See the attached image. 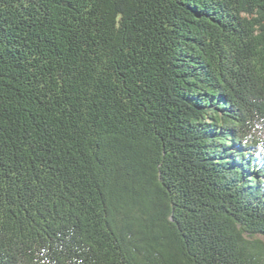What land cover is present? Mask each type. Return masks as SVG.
<instances>
[{
  "label": "trees",
  "instance_id": "obj_1",
  "mask_svg": "<svg viewBox=\"0 0 264 264\" xmlns=\"http://www.w3.org/2000/svg\"><path fill=\"white\" fill-rule=\"evenodd\" d=\"M264 0H0V264H264Z\"/></svg>",
  "mask_w": 264,
  "mask_h": 264
},
{
  "label": "rangeland",
  "instance_id": "obj_2",
  "mask_svg": "<svg viewBox=\"0 0 264 264\" xmlns=\"http://www.w3.org/2000/svg\"><path fill=\"white\" fill-rule=\"evenodd\" d=\"M262 239H263V242H264V238L262 237Z\"/></svg>",
  "mask_w": 264,
  "mask_h": 264
}]
</instances>
